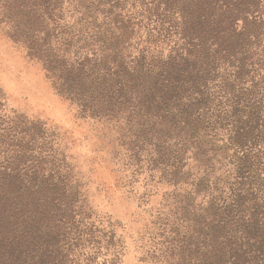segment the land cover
<instances>
[{
    "label": "trees",
    "instance_id": "trees-1",
    "mask_svg": "<svg viewBox=\"0 0 264 264\" xmlns=\"http://www.w3.org/2000/svg\"><path fill=\"white\" fill-rule=\"evenodd\" d=\"M0 23L82 116L157 136L225 128L240 181L192 226L195 264H264V191L240 196L249 153L264 156V0H0ZM47 139L40 122L0 112V264H72L73 247L100 243L69 170L42 167Z\"/></svg>",
    "mask_w": 264,
    "mask_h": 264
},
{
    "label": "rangeland",
    "instance_id": "rangeland-1",
    "mask_svg": "<svg viewBox=\"0 0 264 264\" xmlns=\"http://www.w3.org/2000/svg\"><path fill=\"white\" fill-rule=\"evenodd\" d=\"M260 43L264 46V33ZM166 47L160 41L150 45L153 53H165ZM0 94V112L43 125L48 139L41 165L55 176L69 170V184L88 214L85 231L100 241L73 247L72 264H195L202 250L191 240L192 226L200 231L205 214L229 205L230 189L240 181L234 158L242 152L230 145L225 128L202 126L191 137L175 131L157 136L139 131L136 119L127 124L82 116L2 23ZM254 154L242 169L240 196L246 201L247 191L256 192V186L258 196L264 191V156L258 160Z\"/></svg>",
    "mask_w": 264,
    "mask_h": 264
}]
</instances>
